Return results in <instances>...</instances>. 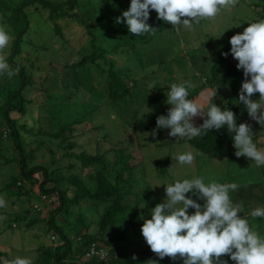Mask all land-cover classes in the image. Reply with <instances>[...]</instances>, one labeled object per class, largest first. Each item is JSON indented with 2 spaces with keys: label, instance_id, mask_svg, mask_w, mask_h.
Wrapping results in <instances>:
<instances>
[{
  "label": "rangeland",
  "instance_id": "rangeland-1",
  "mask_svg": "<svg viewBox=\"0 0 264 264\" xmlns=\"http://www.w3.org/2000/svg\"><path fill=\"white\" fill-rule=\"evenodd\" d=\"M47 1L58 4L66 0ZM255 3L256 0H238L235 7L222 9L215 18L201 20L192 29L181 26L179 31L157 19L156 12L150 10L147 23L155 30L139 36L122 35L113 25L116 23L114 15L121 16L124 11L119 0H76L75 7H62L60 11L63 16L58 17L49 14L38 4L28 6L25 9L27 29L22 37L20 54L13 58V62L24 70V81L27 80L23 90L26 96L25 110L23 115L16 117L17 123L24 127L21 137L24 154H31L33 163L43 166L47 172L55 170L52 178L59 174L64 179L67 175L86 176L83 181L87 186L98 170L110 180L113 179L115 169L119 167L118 153L123 157L142 160L134 170L128 172L130 176L127 177L131 191L136 193L142 220L150 219L151 209L166 198L164 185L176 180L204 177L205 183H235L238 189L229 193L233 203L243 206L244 211L240 215L264 238V217L251 216L254 209L264 208V165L257 166L249 158L237 157L235 148L229 158L212 159L198 155L192 164L181 165L176 160L177 155L188 151L198 152L188 144L187 138L170 137L168 129H158L163 132L155 137L148 135L156 128V117L167 115L171 107L165 103L170 86L190 82L189 99H199L202 94L218 88L214 104L227 108L233 101L232 108L239 111L240 123L245 121L244 118L251 121L255 134L253 142L258 149H264V128L248 116L244 105L238 103L244 77L241 81L234 79L230 87L229 80L233 78L230 66L226 70L222 65L214 81H211L209 72L210 65L220 54V47H231V36L242 33L248 24L262 20L259 17L261 10L254 8ZM100 21L103 24L98 26L97 22ZM84 26L92 27L90 33L86 32ZM6 31L13 39L11 31ZM147 38L150 44L156 46L146 47L148 53H142L141 59L127 54L128 44H140ZM11 40L0 52L5 58ZM91 45L106 49L107 53L94 63L71 66L78 56L90 54ZM109 65L125 85L127 96L110 100L106 86ZM227 74L231 76L227 78ZM11 77L6 80L10 82V87L15 88L17 76ZM4 97L5 92H1L0 107ZM251 99H259V93ZM145 106L152 111L147 113L149 109ZM204 111L207 112V106ZM205 118L195 117L194 125L199 126ZM72 120H81L73 126L76 135V148L73 149L79 152L80 144L89 141L85 144L87 152L92 154L96 148V153L102 157L100 163L87 170L81 169L77 162L74 169L68 168V163L74 160L62 157L66 143H51L37 133L38 128L42 132H51L58 122ZM7 141L8 138L2 139L0 148V196L6 201V206L0 208V252L6 256L2 257L0 264H9L16 257L30 258L33 262L37 259L39 246L46 248L61 243L55 237L52 242V233L47 231L44 224L49 212L57 205L58 198L50 193L43 198L39 193L38 185L42 180L39 171L33 174L31 183L29 180H18L21 195L8 196L4 193L6 182L17 175L18 168L14 160L7 165L2 164L5 158H13ZM27 161L29 158L26 159L28 169L33 164ZM64 185L65 180L57 178L49 180L45 188L54 186L62 189ZM71 187L68 185V189ZM68 194L72 197L71 190ZM186 195L201 205L205 203L192 193ZM85 205L81 202L77 210L71 207L73 213L67 221L69 224H80L81 229L92 230L103 212L104 204L93 208ZM25 209L31 211L26 223L21 219L14 220V215L22 214ZM194 211L188 209L189 214ZM28 219L37 221L26 227ZM221 259L227 264H235L228 255ZM177 263L183 264V259H178Z\"/></svg>",
  "mask_w": 264,
  "mask_h": 264
},
{
  "label": "clouds",
  "instance_id": "clouds-1",
  "mask_svg": "<svg viewBox=\"0 0 264 264\" xmlns=\"http://www.w3.org/2000/svg\"><path fill=\"white\" fill-rule=\"evenodd\" d=\"M237 3L238 0H130L129 8L116 18V23L123 22L128 32L135 36L150 33L155 29L147 21L150 10H154L157 19L171 24L172 29L179 31L181 26L192 29L194 24L215 18L222 9L235 7ZM11 39L5 26H0V52ZM229 43L230 53L238 61L236 68L242 69L244 76L238 102L245 106L248 116L264 128V20L248 24L242 33L231 36ZM222 55L227 56V53ZM18 72L19 68L10 70L5 56L0 55V74L12 76ZM191 87L190 82L170 86L165 103L171 107L167 115L156 117V128L148 135L155 137L158 129H168L170 137L192 139L212 129L218 131L226 127L233 134L236 152L233 150L232 154L249 158L257 166L264 165V149H258L253 142L251 125H237L231 110H222L213 103L218 88L202 94L199 99H189ZM256 93L259 99H251ZM195 117L206 118L195 126ZM198 155L204 153L188 151L177 155L176 160L181 165H190ZM164 186L166 198L151 209V218L144 219L140 229L157 257L175 260L179 256L183 264H227L221 257L228 255L235 264H264V238L240 215L243 206L234 204L229 195L230 191L238 189L237 184L205 183L204 177H198L176 180ZM188 193L205 203H197L186 195ZM5 206V199L0 196V208ZM189 208L195 211L189 214ZM251 216L264 217V208L254 209ZM9 264H32V260L16 257ZM147 264H157V261L149 260Z\"/></svg>",
  "mask_w": 264,
  "mask_h": 264
},
{
  "label": "trees",
  "instance_id": "trees-1",
  "mask_svg": "<svg viewBox=\"0 0 264 264\" xmlns=\"http://www.w3.org/2000/svg\"><path fill=\"white\" fill-rule=\"evenodd\" d=\"M34 4H38L42 9H46L49 14H56L58 17V15L63 16V12L60 11L62 7H66L67 9L73 8L75 7L76 0H66L58 4L48 2L47 0H0V26H5L6 30L9 29L13 36L6 60L10 66V70L15 71L16 68H19V72L12 75V77L17 76L18 79L15 88L10 87V82L6 80L11 76H8L6 73L0 74V93L5 92V97L0 107V148L2 147L1 140L8 138V145L13 152V158H5L2 160V164L7 165L13 160L18 164L17 175L15 177H10L9 181L6 182L4 193L8 196L21 195L22 192L17 185L18 180H29L31 183L33 174L39 171L42 176V180L38 185L39 193H41L42 197L50 193L58 198L57 205L49 212L45 221H43L47 227V231L52 233V235H50L52 242L55 241L54 239L56 238L60 240L61 243L46 248L39 246L37 248L39 250L37 259L34 260L32 264H147L149 260H155L157 264H178L177 260L180 259L179 256L175 260L167 256L163 259L157 257L156 254L151 251L141 234L140 229L144 220H142L140 216V210L136 203V193L131 191L130 188H132V186L128 182L127 177L130 176L128 172L134 170L142 160L123 157L118 153L117 158L119 167L115 169L113 179L110 180L102 171L98 170L93 175V180L91 178L90 185L87 186L83 181L86 180L85 175L87 172L83 174L85 176L84 178L77 175H64V179V177H60L63 176L62 174L57 175L58 177L56 178H52L51 176L55 175V170L47 172L43 166H37L33 163L34 160L31 154H27L28 156L24 154L25 151H23V142L21 138L24 133V127L23 124L17 123L16 117L17 115H23L25 110L26 96L23 94V90L26 88L27 80L24 81V70L17 63L13 62V58L20 54L22 37L27 29V12L25 9ZM119 4L123 10L126 11L130 6V0H119ZM254 8H259L261 10L259 17L264 20V0H256ZM118 15H114L115 19L120 17ZM97 23L98 26L103 24L102 21ZM113 25H115L122 35L132 36V34L128 32L125 24L115 23ZM84 28L87 33H90L92 27L84 26ZM55 32L59 35L57 30H55ZM128 45L129 51L127 54L129 53L138 60L141 59L143 54L148 53L146 47L151 48L156 46L155 44H150L148 38L142 40L140 44ZM230 48L231 47H220V54L210 65L209 72L211 81H214L215 75L222 65L226 67V70L230 66L231 74H233V78L229 80V86L231 87V83H233L234 79L241 81L244 76L243 70H238L236 68L238 61L232 57ZM91 49L92 51H90V54L81 55V57L78 56L75 62H71V66L75 65L76 67H81L85 64L94 63L107 53L106 49L94 47L93 45H91ZM222 53H227V56L222 55ZM225 63L228 64V66H226ZM110 67L109 65L106 71V86L109 98L110 100L123 98L128 95V91L123 82L112 72ZM231 74H227V78L230 77ZM228 105L231 106H228L227 109L235 114L236 124L239 125V111L232 108L234 107L233 101ZM221 109L223 110L224 108L221 107ZM244 119L245 121H243V123L250 124L252 129L251 121L246 118ZM57 121L58 120H56V122ZM80 122L81 120L58 122V126L56 125L57 127H53V131L42 132L38 128L37 133L51 143L52 141L56 142L55 144L66 143L63 148L65 152L63 151L62 153L64 156L62 157L74 160L68 163V168L74 169V163L77 162L81 169L87 170L89 167L92 168L94 164L100 163L102 157L96 153V148H94L95 152L92 154L87 152V145L85 144L89 141L80 144L81 150L79 152L73 149L76 148V143H74V137L76 135L74 134L75 130L73 126ZM161 132L163 131H157V133ZM232 135L233 134L229 133L227 128L224 127L218 131L212 129L201 137L187 139V142L196 151L204 153L203 156L207 158H229L234 150ZM28 158L29 161L27 162L30 164L32 163L33 166L27 169L26 159ZM57 178L65 180L64 186L66 187L63 186L62 189H57L54 186L45 188L49 180H57ZM68 185L72 187L68 189ZM124 186L126 188L122 189ZM69 190L72 191V197H69ZM81 202H84L87 208H93L92 206L104 204L103 212L92 230H88L84 227L81 229L80 224H69L67 221L73 213L71 212V207H75L74 210H77L78 208L76 207H79ZM30 212L29 209H25L22 211V214H15L13 218L16 221L18 219L24 220L26 223V219ZM17 216L19 217L17 218ZM36 221V219L29 220V223L25 226H32ZM76 228L77 230L75 231ZM72 239L76 241H72ZM91 245H94L95 248L104 250V259L98 260L97 257L94 256L90 258L86 257ZM3 256L6 257L4 253L0 252V262ZM133 256H135V259H133Z\"/></svg>",
  "mask_w": 264,
  "mask_h": 264
},
{
  "label": "built area",
  "instance_id": "built-area-1",
  "mask_svg": "<svg viewBox=\"0 0 264 264\" xmlns=\"http://www.w3.org/2000/svg\"><path fill=\"white\" fill-rule=\"evenodd\" d=\"M97 257L98 260H102L105 257V252L103 249L95 248L94 245H91L89 248L88 253L86 254V257Z\"/></svg>",
  "mask_w": 264,
  "mask_h": 264
}]
</instances>
